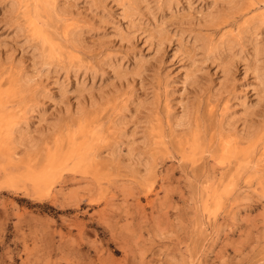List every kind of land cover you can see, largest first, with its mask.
<instances>
[{
  "label": "rangeland",
  "instance_id": "obj_1",
  "mask_svg": "<svg viewBox=\"0 0 264 264\" xmlns=\"http://www.w3.org/2000/svg\"><path fill=\"white\" fill-rule=\"evenodd\" d=\"M0 264H264V0H0Z\"/></svg>",
  "mask_w": 264,
  "mask_h": 264
},
{
  "label": "bare ground",
  "instance_id": "obj_2",
  "mask_svg": "<svg viewBox=\"0 0 264 264\" xmlns=\"http://www.w3.org/2000/svg\"><path fill=\"white\" fill-rule=\"evenodd\" d=\"M44 1V0H43ZM22 3V2H21ZM49 3V2H48ZM21 6V5H20ZM42 24V23H41ZM40 29V28H39ZM41 30V29H40ZM35 32V35L36 34H39V30L35 29L34 30ZM60 52V51H59ZM57 55V51L53 48V47H50L48 51H44V58H46V60H44L45 63H50L53 61L54 57ZM72 56V55H71ZM59 60V59H58ZM55 62V61H54ZM21 116V115H20ZM11 119V118H10ZM18 125V123H17ZM15 130V129H14ZM52 157V156H51ZM50 157V159H51ZM81 157V156H80ZM54 157H52V160H53ZM78 159V158H77ZM52 164L54 165V162H52ZM48 167V166H47Z\"/></svg>",
  "mask_w": 264,
  "mask_h": 264
}]
</instances>
